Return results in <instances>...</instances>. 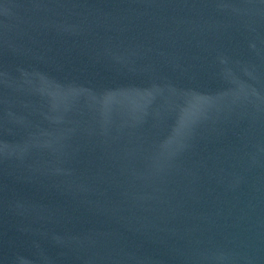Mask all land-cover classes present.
Instances as JSON below:
<instances>
[{"label":"water","instance_id":"1","mask_svg":"<svg viewBox=\"0 0 264 264\" xmlns=\"http://www.w3.org/2000/svg\"><path fill=\"white\" fill-rule=\"evenodd\" d=\"M0 264H264V0H0Z\"/></svg>","mask_w":264,"mask_h":264}]
</instances>
